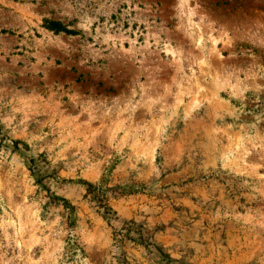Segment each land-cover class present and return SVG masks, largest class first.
<instances>
[{
	"label": "rangeland",
	"instance_id": "374dc122",
	"mask_svg": "<svg viewBox=\"0 0 264 264\" xmlns=\"http://www.w3.org/2000/svg\"><path fill=\"white\" fill-rule=\"evenodd\" d=\"M0 264H264V0H0Z\"/></svg>",
	"mask_w": 264,
	"mask_h": 264
},
{
	"label": "trees",
	"instance_id": "16d2710c",
	"mask_svg": "<svg viewBox=\"0 0 264 264\" xmlns=\"http://www.w3.org/2000/svg\"><path fill=\"white\" fill-rule=\"evenodd\" d=\"M43 26L50 30V31H53L54 33H60V32H63L67 35H74V34H77L78 32L73 30V29H69L68 28V25H65V24H62L60 21L58 20H54V19H47L45 18L43 20ZM17 143V142H15ZM105 215L108 213L107 210H104L103 212Z\"/></svg>",
	"mask_w": 264,
	"mask_h": 264
}]
</instances>
